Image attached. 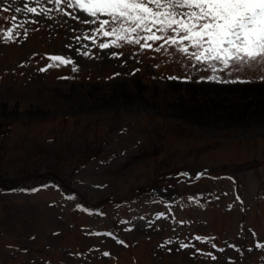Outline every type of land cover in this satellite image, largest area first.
<instances>
[{"label":"rangeland","instance_id":"obj_1","mask_svg":"<svg viewBox=\"0 0 264 264\" xmlns=\"http://www.w3.org/2000/svg\"><path fill=\"white\" fill-rule=\"evenodd\" d=\"M0 264H264V0H0Z\"/></svg>","mask_w":264,"mask_h":264},{"label":"bare ground","instance_id":"obj_2","mask_svg":"<svg viewBox=\"0 0 264 264\" xmlns=\"http://www.w3.org/2000/svg\"><path fill=\"white\" fill-rule=\"evenodd\" d=\"M252 88V87H251ZM254 90V89H253ZM251 91V90H250ZM247 94V93H246Z\"/></svg>","mask_w":264,"mask_h":264}]
</instances>
